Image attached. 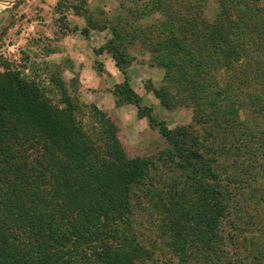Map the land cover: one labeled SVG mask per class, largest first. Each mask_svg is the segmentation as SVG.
I'll return each instance as SVG.
<instances>
[{
  "label": "trees",
  "instance_id": "1",
  "mask_svg": "<svg viewBox=\"0 0 264 264\" xmlns=\"http://www.w3.org/2000/svg\"><path fill=\"white\" fill-rule=\"evenodd\" d=\"M131 1L94 53L123 77L115 106L134 105L168 147L129 158L117 125L56 73L46 86L2 59L0 264H155L157 251L264 264V0ZM87 23L85 38L102 31ZM134 43L164 71L146 89L167 111L190 109L193 125L170 130L142 105Z\"/></svg>",
  "mask_w": 264,
  "mask_h": 264
},
{
  "label": "rangeland",
  "instance_id": "2",
  "mask_svg": "<svg viewBox=\"0 0 264 264\" xmlns=\"http://www.w3.org/2000/svg\"><path fill=\"white\" fill-rule=\"evenodd\" d=\"M120 3L127 7H140V4L131 0H15L9 7H0V62L2 59L12 60L21 66L24 74L46 86L50 75L56 73L81 103L93 104L88 102L86 90L80 86L78 80L65 72L69 59L62 40L66 36L81 35L80 30L87 29V22L90 19L91 23L102 28V31L88 29L87 38L91 37L94 49L97 50L111 38L109 29L104 26L112 21L114 24L117 20L123 21V17L126 19L119 10ZM152 19L153 17L146 18L143 22L148 24ZM82 38L85 39L84 36ZM100 42H103L101 46L97 44ZM127 51L138 63L148 60V53L137 43L129 45ZM95 66L98 73L104 71L102 65ZM73 80L77 82L71 84ZM142 105L145 106L143 101ZM151 109L152 116L158 121H163L170 130L193 125L190 109L178 107L168 111L167 118L165 115L153 113V108ZM104 113L119 128L116 115ZM194 129L201 131V127L198 126H194ZM119 140L129 158L155 156L168 147L155 127H149L136 138H132L131 135L124 138L119 134ZM164 254L157 251L155 264H175Z\"/></svg>",
  "mask_w": 264,
  "mask_h": 264
},
{
  "label": "crops",
  "instance_id": "3",
  "mask_svg": "<svg viewBox=\"0 0 264 264\" xmlns=\"http://www.w3.org/2000/svg\"><path fill=\"white\" fill-rule=\"evenodd\" d=\"M62 44L69 59L65 72L70 74L71 78H76L80 86L86 90L88 102L93 103L104 112L116 115L120 137L126 138L131 135L132 138H136L140 133L149 129L147 120L137 117L135 106H115L112 89L123 81V77L106 53L100 55L94 53L91 37L84 39L77 34L66 36L62 40ZM97 44L101 46L103 42ZM96 64L102 65L104 71L98 73ZM127 73L133 91L142 99L144 105L153 108V113H159L166 117L168 111L164 110L152 92L148 91L145 86L147 82H150L154 87L160 85L164 71L161 68L149 66L147 62L134 61L129 66Z\"/></svg>",
  "mask_w": 264,
  "mask_h": 264
},
{
  "label": "bare ground",
  "instance_id": "4",
  "mask_svg": "<svg viewBox=\"0 0 264 264\" xmlns=\"http://www.w3.org/2000/svg\"><path fill=\"white\" fill-rule=\"evenodd\" d=\"M13 1L15 0H1L0 7H8V5H10V3Z\"/></svg>",
  "mask_w": 264,
  "mask_h": 264
},
{
  "label": "water",
  "instance_id": "5",
  "mask_svg": "<svg viewBox=\"0 0 264 264\" xmlns=\"http://www.w3.org/2000/svg\"><path fill=\"white\" fill-rule=\"evenodd\" d=\"M0 2H1V0H0ZM14 2H15V1L11 2L10 5H12ZM10 5H8V7H9Z\"/></svg>",
  "mask_w": 264,
  "mask_h": 264
}]
</instances>
